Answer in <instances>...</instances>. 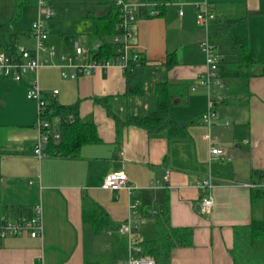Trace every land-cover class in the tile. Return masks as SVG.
<instances>
[{
    "label": "crops",
    "instance_id": "1",
    "mask_svg": "<svg viewBox=\"0 0 264 264\" xmlns=\"http://www.w3.org/2000/svg\"><path fill=\"white\" fill-rule=\"evenodd\" d=\"M48 1L54 12L46 23V46L55 53L52 64L26 74L21 81L0 78V202L10 208L40 203L43 231L38 238L21 235L1 240L0 264H104L95 257L99 249L106 252L105 264H124L127 238L116 228L130 216L133 201L137 202L135 235L139 241L153 236L165 201L169 226L191 229L190 245L175 248L168 264H234L237 234L260 219L255 217L258 206L263 210L262 202L252 204L250 195L253 188L264 187V77L250 78L248 95L216 104L217 118L209 127L201 123L208 96L195 87L205 69L196 5L214 4L217 26H212L210 39L219 43L216 52L222 62L236 60V37H245L262 62L264 0H167L162 15L153 18L142 9L134 30L141 67L127 74L111 66L75 79L61 76V54L71 55L75 43L87 44L97 18L108 12L113 0ZM16 4V0H0V25L12 19ZM37 12L36 4L23 6L20 19L13 23L14 45L33 48L29 28ZM226 23L229 26L222 27ZM0 52H4L2 47ZM168 54L174 56L169 69L164 66ZM151 73L149 82L146 74ZM138 78L143 80V95L125 97ZM161 82L182 88L169 110L170 117L184 125L181 139L168 140L165 133L149 136L135 126L122 127L118 133L115 120L94 102L110 96L118 117H143L155 109L153 90ZM32 83L46 101L77 104L79 118L92 121L100 143L82 146L73 159L36 156L38 109L35 101L26 98ZM149 89L152 96L144 98ZM50 123L59 130L58 118ZM211 146L221 148L223 156L210 155ZM109 173H124L133 192L104 189ZM203 179L210 180V188L192 185ZM208 197L213 204L206 210L201 203ZM84 200L104 212L108 227L95 231L90 222H84ZM88 252L94 254L93 259H87Z\"/></svg>",
    "mask_w": 264,
    "mask_h": 264
},
{
    "label": "trees",
    "instance_id": "2",
    "mask_svg": "<svg viewBox=\"0 0 264 264\" xmlns=\"http://www.w3.org/2000/svg\"><path fill=\"white\" fill-rule=\"evenodd\" d=\"M166 1H159L157 7L159 9L158 16L162 15ZM19 3L23 5V2L20 1ZM22 5L17 6L18 8L21 7L16 11L15 16H13L8 24L0 25V47L3 48L4 53L7 55L15 53L17 49V46L12 43V40L17 36L12 31V24L19 18ZM119 22L117 8L112 1L108 12L97 18L96 30L89 36L88 47H93L95 44L99 45L91 51L92 58L105 62L115 56V47L112 39L113 36L120 32ZM227 23L223 24L222 27H227L232 22L228 23L229 25ZM209 25L210 36L212 34V26L216 27L217 25H215L214 20ZM233 45L236 50V60L233 62H221L219 68L220 76L226 84V99L248 95L250 78L254 75L264 77V60L262 62L257 60L256 52L249 47L247 39L245 37H236L233 39ZM173 57V54L166 56L164 66L167 69L173 66ZM139 62V67H141V63L143 64L142 59L139 58ZM134 68L131 67L125 70V72L131 74L134 72ZM258 68L259 70L254 72ZM181 89V87L179 88L177 85L168 82L157 83L153 90L156 101L155 109L143 117H118L112 109V97L110 96L95 98L94 102L102 105L108 116L115 120L118 133L122 127L135 126L144 129L149 136L163 135L165 133L168 140L181 139L185 136L184 125L172 119L169 115V110ZM143 93V80L138 78L132 87L124 93V96H141ZM45 116L49 121H52L54 118L59 119L58 131L60 133V140L58 142L51 140L45 147V156L73 159L78 156L82 146L100 143L92 121L79 118L77 104L62 106L58 105L54 100H48ZM250 197L252 204L262 202V217L261 219L252 220L248 226L244 227L237 234L236 240L240 236L245 240L248 250L244 251L242 255L246 256L249 252L251 253V256H246L249 264H264V187L253 188ZM82 204L84 222H90L95 231L108 227L107 218L99 207L86 203V200ZM167 206V201H165L163 214L157 218L153 236H148L139 241L143 254L154 257L156 264H168L172 251L175 248L190 245L192 238L191 229H174L169 226ZM28 213H30L29 207L10 208L2 205L0 202V219L9 215L20 216ZM234 251L235 246L233 248ZM232 255L234 264L241 261L242 256H236L235 253H232ZM258 257L260 259L257 263Z\"/></svg>",
    "mask_w": 264,
    "mask_h": 264
},
{
    "label": "built area",
    "instance_id": "3",
    "mask_svg": "<svg viewBox=\"0 0 264 264\" xmlns=\"http://www.w3.org/2000/svg\"><path fill=\"white\" fill-rule=\"evenodd\" d=\"M161 0H144L143 3H134L127 0H113L117 8L120 32L113 36L112 42L115 47V56L105 62L95 60L91 57V51L99 45L88 47L86 44H74V50L71 55L61 54V63L59 68L63 78L75 79L83 75L88 76L97 69H107L116 66L123 71L140 65L138 51L136 49V35L134 30L137 26V19L140 10L145 11L149 18L158 16V3ZM37 7V17L31 22L29 36L33 41V48L28 49L17 46L15 53L7 55L0 52V78H9L15 81H21L28 73H37L42 66L51 65V58L55 56L52 50L46 46L48 34L46 23L53 17L54 12L48 0H35ZM196 23L205 29V40L200 42L199 49L204 54V71L199 75L195 87H201L206 90L208 104L205 112L201 115V123L209 127L213 120L217 118L214 110L216 104H220L226 99V84L217 72L221 65L219 54L214 45L210 42L209 30L210 22L214 20V4L203 2L196 5ZM182 13L179 12V15ZM46 54L47 57L42 55ZM57 91L53 92V95ZM26 98L35 101L38 109V120L36 129L38 132L34 142L33 151L36 156L42 158L45 156L44 150L49 141L58 142L60 133L55 130L50 121L45 116L47 101L42 96L41 91L36 84L32 83L26 92ZM210 155L223 156V151L217 146H211ZM169 172H166L163 181H168ZM196 189L210 188L209 179L195 180L192 184ZM103 188L108 190L124 189L132 193L134 186L128 184L124 173H109L105 176ZM202 206L206 210L213 204L212 198H203ZM137 202L130 204V216L128 219L118 225L117 232L125 235L127 238L128 258L124 264H156L154 257L143 254L139 245L135 230L137 228ZM43 231L42 207L37 203L30 207V213L20 215L16 218L1 217L0 219V241L8 237H18L26 235L30 238L41 237Z\"/></svg>",
    "mask_w": 264,
    "mask_h": 264
},
{
    "label": "rangeland",
    "instance_id": "4",
    "mask_svg": "<svg viewBox=\"0 0 264 264\" xmlns=\"http://www.w3.org/2000/svg\"><path fill=\"white\" fill-rule=\"evenodd\" d=\"M20 2V0H16V3L18 4V5H22V4H20L19 3ZM16 4V6H15V8H14V12H13V16H15V13H16V11L17 10H19L20 9V7L18 8L17 5ZM36 4V2H35V0H29L28 2H25V3H23V5H22V8H23V6H27V7H32L33 5H35ZM171 3L169 2V4L168 5H170ZM22 8H21V11H20V16H19V18L18 19H20V17H21V13H22ZM183 12H185V10H183ZM181 13H182V11H181ZM13 16H12V18H13ZM17 19V20H18ZM16 20V21H17ZM11 21V20H10ZM9 21V22H10ZM8 22V23H9ZM15 22V21H14ZM8 23H6V24H8ZM200 30H201V32H202V38H201V40H200V42H202V41H204L205 40V37H206V34H205V29L201 26L200 27ZM12 31H13V24H12ZM226 40H227V42L229 41V39L228 38H225ZM19 41L21 42V41H23V40H20L19 39ZM210 42L215 46V50H217L218 48V42L217 41H215L214 39L212 40V39H210ZM203 55V58H204V54H202ZM219 59L220 60H222L223 59V57H222V55H220L219 56ZM260 66V65H259ZM217 72H218V70H217ZM154 75H153V73H151L150 75L149 74H146V80L147 81H151V78L153 77ZM202 89H204V88H202ZM148 90V89H147ZM205 90V89H204ZM206 91V90H205ZM152 96V94L150 93V89H149V93H146V91H145V94H144V98H145V96L147 97V96ZM262 204V203H261ZM262 209H263V205H262ZM262 212H263V210H262ZM262 212L260 211V208H259V206L256 208V211H255V217H259L260 219H261V217H262ZM248 250V247H247V245H246V243H245V240L243 239V238H241V236L236 240V244H235V251L233 252V254L235 253V255L236 256H242L241 257V261L239 262V263H237V264H249V261H248V259L246 258V256H251V253L249 252L246 256H243L242 254H243V252L244 251H247ZM95 257H97L98 258V260L99 261H101V262H104V264H105V261L107 260V255H106V252H104L103 251V249H99V251L95 254ZM94 258V254L92 253V252H88V255H87V259H89V260H91V259H93ZM259 257H258V259L256 260V262L258 263L259 262Z\"/></svg>",
    "mask_w": 264,
    "mask_h": 264
},
{
    "label": "water",
    "instance_id": "5",
    "mask_svg": "<svg viewBox=\"0 0 264 264\" xmlns=\"http://www.w3.org/2000/svg\"><path fill=\"white\" fill-rule=\"evenodd\" d=\"M199 205H197V209H198Z\"/></svg>",
    "mask_w": 264,
    "mask_h": 264
}]
</instances>
